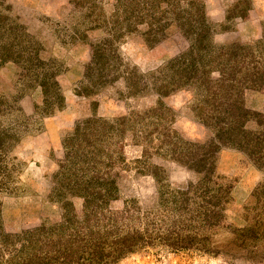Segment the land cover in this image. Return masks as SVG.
Masks as SVG:
<instances>
[{"label":"rangeland","instance_id":"rangeland-1","mask_svg":"<svg viewBox=\"0 0 264 264\" xmlns=\"http://www.w3.org/2000/svg\"><path fill=\"white\" fill-rule=\"evenodd\" d=\"M0 264H264V0H0Z\"/></svg>","mask_w":264,"mask_h":264}]
</instances>
